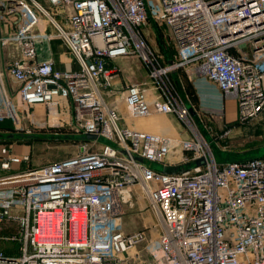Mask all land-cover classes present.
<instances>
[{
	"label": "built area",
	"instance_id": "2783aa9c",
	"mask_svg": "<svg viewBox=\"0 0 264 264\" xmlns=\"http://www.w3.org/2000/svg\"><path fill=\"white\" fill-rule=\"evenodd\" d=\"M46 1L0 0V122L26 133L28 119L43 117L58 133L65 120L68 134H95L101 147L87 140L74 156L41 166L28 165L29 153L0 159V225L20 227L0 234L14 244L0 249V264H264V154L218 161L200 133L131 125L157 113L190 122V107L163 81L186 67L236 100L240 123L264 121V0ZM150 16L170 29L169 62L143 33ZM54 39L78 69L37 57ZM10 45L20 55L3 63ZM133 55L149 65L154 86L128 84L119 95L115 60ZM172 153L180 161L171 163ZM199 159L181 172L162 169ZM131 188L158 219L150 260L136 249L148 226L124 236L115 227Z\"/></svg>",
	"mask_w": 264,
	"mask_h": 264
},
{
	"label": "rangeland",
	"instance_id": "374dc122",
	"mask_svg": "<svg viewBox=\"0 0 264 264\" xmlns=\"http://www.w3.org/2000/svg\"><path fill=\"white\" fill-rule=\"evenodd\" d=\"M158 20L161 21L157 17L150 16L149 21L143 27V33L147 37L151 47L161 55V62L162 59H165L166 63L169 62L166 60L168 54L172 59L175 57L176 48L170 44L172 41L169 27L162 23V21L161 24H159ZM59 44L60 42L58 40L45 42L38 47L37 57L39 59L48 57L57 58L56 51ZM44 51H46L45 56L42 54ZM19 55L20 50L10 45L2 51V61L6 63L7 59L18 57ZM120 63L126 83L142 84L149 87L154 86V80H152L150 75L149 65L140 57L134 55L128 56L122 59ZM178 74L183 76V87L185 91L182 86L181 88L178 86V77H174ZM187 76L186 69L178 68L173 71V73H169L167 77L164 76L163 81L168 85L169 91L172 94L181 98L185 103L186 98L193 103L194 106H189L190 112L188 119L190 122L187 123V119L183 121L175 113H157L146 118H140L136 121L141 120L146 124L159 128V125L162 124L161 122L165 120L167 122V127L165 129L159 128L158 131L167 132V134L173 136H177L179 130L185 134L184 136H192L200 133L205 138L212 141L218 161L227 158H238L242 155H251L257 152H261V155H263L264 147L253 149L264 141V121L262 119H252L244 123H240L237 119L227 121V110L224 104V100L227 98H225L221 92L213 97L204 96V94L200 93L199 87L197 88V81L194 82L195 77H193V79H186ZM205 79L209 80L207 77ZM159 82L163 84L162 79H160ZM118 88L119 86L114 89L117 94L120 93ZM150 95L149 98L154 97L153 94ZM217 100L219 101L218 104H211ZM60 116V122H62V119H64L65 116L67 118L69 113H61ZM145 119L151 121L147 123L148 121ZM34 120L35 122L28 119L25 122L26 129H28L25 130L27 131L26 133L22 132L25 136H21L22 133L15 131L16 129L14 126L7 121H5L3 125H0V134H3L0 136L1 160L4 158L3 156L29 153L31 161H29L28 165L41 166L49 162L74 156L80 152V148L88 141L90 143H88L87 146L91 149H98L101 147L99 143H92L91 140L79 141L63 138V135L68 134V128L65 127V120L63 121L64 125L58 129V133L54 132L55 130L52 128L44 127L43 124L45 123V119L43 117H35ZM14 132H17L15 137H8L6 135ZM3 149H6V153H3ZM23 167H25V165L21 167L17 166L19 169ZM1 171L3 172V169L0 166V172ZM137 188L139 189V187ZM120 202L123 207V213L115 220L116 229L123 231L125 234H130L148 226L149 228L146 230L145 240L136 246V249L139 251V256H137V258L152 259L149 246L156 241L158 230L160 229L157 225V217L149 209L147 200L139 194L137 189L131 188L124 190L120 196ZM7 224L0 225V234H18L20 232V227L16 222H13L12 225H9V223ZM9 245L14 248V245Z\"/></svg>",
	"mask_w": 264,
	"mask_h": 264
},
{
	"label": "crops",
	"instance_id": "0c3cea01",
	"mask_svg": "<svg viewBox=\"0 0 264 264\" xmlns=\"http://www.w3.org/2000/svg\"><path fill=\"white\" fill-rule=\"evenodd\" d=\"M44 3H47L46 0H40ZM54 40H58V39H54ZM54 40H51V41H44L42 42L40 45L44 44L45 42H52ZM60 42L58 48H57V51H56V55H57V58L53 57L56 61V66L57 68L61 69V70H66V69H78V64L76 62V59L75 57L73 56V54L69 51V49L64 45V43L61 41V40H58ZM167 49V48H166ZM46 51H44L42 54L45 56ZM69 54V56H68ZM126 57H121V58H118L115 60V64L119 67V73L118 75L116 76L115 78V81H114V84H113V88H116L119 86V90L120 91H124L126 86L128 85V83H126L125 81V78L122 74V67H121V60L124 59ZM167 59L166 60H170L171 57H169V54L167 55L166 57ZM10 59V58H9ZM77 66V67H76ZM186 74L188 75L186 79H193V77H195V81H197V88L199 89L200 93L204 94V96L206 97H209V96H217L219 94V92H221V90L218 88V86L216 84H214V82L210 81V80H207L205 79L206 77L203 76V75H197V74H193L191 72V67H186ZM173 75V74H172ZM180 75V76H178ZM178 75H175L174 77L177 78V84L178 86L181 88H183V90L185 91L184 87H183V76L181 74H178ZM151 88L153 86H150ZM153 91V90H152ZM222 93V92H221ZM224 96V95H223ZM186 97V96H185ZM110 99H113V98H110ZM218 100L211 103V104H218ZM224 104L226 106V110H227V121H232L234 119H237V116H238V105H237V102L236 100L232 99V98H227L224 100ZM186 103L188 104V106H194L192 102H190L187 98H186ZM149 122V121H148ZM4 122H2V125H3ZM139 123V121H135V124L137 125ZM162 124L159 125V128H163L165 129L167 126V122L164 120L163 122H161ZM11 124L13 125V122H11ZM156 125V124H155ZM157 126L156 127H153V126H149L147 127V129L145 130H150V131H153V130H158L159 129ZM1 129V128H0ZM142 129V128H141ZM167 133V132H166ZM178 134H182V135H185L181 130H179L177 132ZM262 144H264V141L259 144L257 147H255L253 150H255L256 148H258L259 146H261ZM169 161L171 163H175V162H178L180 161V153H172L170 154L169 156ZM180 165V164H178ZM172 166H177V165H172ZM20 167V166H19ZM15 169H19L17 168V166H15ZM5 171L3 170V172L1 171L0 174L4 173ZM12 223H9V225H12ZM8 225V224H7ZM3 234V233H1ZM5 235V234H4ZM11 244L12 246L14 244H12L11 242L9 241H4V240H0V249H4V250H11L12 247H10Z\"/></svg>",
	"mask_w": 264,
	"mask_h": 264
},
{
	"label": "water",
	"instance_id": "95a60500",
	"mask_svg": "<svg viewBox=\"0 0 264 264\" xmlns=\"http://www.w3.org/2000/svg\"><path fill=\"white\" fill-rule=\"evenodd\" d=\"M22 133V132H19ZM3 134H0V136H2ZM8 137H15L17 134L16 133H12V134H6ZM21 136H25L23 133ZM30 137V136H29ZM63 138L66 139H75V140H93L97 138V135L95 134H85V135H74V134H65L62 136ZM261 152H257L248 156H260ZM228 159V158H227ZM204 162V159H199L193 162H188L187 164H182V165H177V166H165L164 168H162L165 172H170V173H174V172H181L183 170L192 168L196 165L202 164ZM157 168L161 169V166L156 165Z\"/></svg>",
	"mask_w": 264,
	"mask_h": 264
},
{
	"label": "bare ground",
	"instance_id": "6f19581e",
	"mask_svg": "<svg viewBox=\"0 0 264 264\" xmlns=\"http://www.w3.org/2000/svg\"><path fill=\"white\" fill-rule=\"evenodd\" d=\"M154 115V114H153ZM152 116V115H151ZM138 120V119H137ZM146 120V119H145ZM146 121H151V120H146ZM149 122H147V123H149ZM131 125H134V126H136V127H139V128H142V129H147V127H149V126H151L150 124H146V123H144V122H142L141 120H139V123L136 125L135 124V122H133ZM154 132H157V133H165V132H159L158 130H153ZM122 233H123V236L125 235V233L122 231ZM117 242H119L120 241V237H117V240H116Z\"/></svg>",
	"mask_w": 264,
	"mask_h": 264
},
{
	"label": "trees",
	"instance_id": "16d2710c",
	"mask_svg": "<svg viewBox=\"0 0 264 264\" xmlns=\"http://www.w3.org/2000/svg\"><path fill=\"white\" fill-rule=\"evenodd\" d=\"M5 121H7V122H8V123H10V124H11V122H12L11 120H8V119H7V120H5ZM5 121H2V122H4V123H5ZM2 122H0V123H2ZM0 125H2V124H0ZM11 125H12V124H11ZM14 133H15V132H14ZM16 134H17V132H16ZM79 141H80V140H79Z\"/></svg>",
	"mask_w": 264,
	"mask_h": 264
}]
</instances>
